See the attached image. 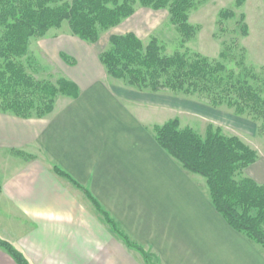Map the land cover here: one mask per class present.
I'll list each match as a JSON object with an SVG mask.
<instances>
[{"label": "crops", "instance_id": "0c3cea01", "mask_svg": "<svg viewBox=\"0 0 264 264\" xmlns=\"http://www.w3.org/2000/svg\"><path fill=\"white\" fill-rule=\"evenodd\" d=\"M72 39L61 51L77 62L67 77L79 97L45 119L0 114V238L30 264H146L57 166L160 264H264L261 246L216 211L206 180L158 144L154 128L176 119L173 107L110 80ZM246 172L264 185V160ZM0 264L16 262L0 249Z\"/></svg>", "mask_w": 264, "mask_h": 264}, {"label": "trees", "instance_id": "16d2710c", "mask_svg": "<svg viewBox=\"0 0 264 264\" xmlns=\"http://www.w3.org/2000/svg\"><path fill=\"white\" fill-rule=\"evenodd\" d=\"M209 0H0V113L21 119H43L54 112L59 96L77 99L78 86L67 78L56 83L37 80L30 72L31 40L44 38L67 23L70 34L82 42L95 45L103 33L120 26L133 16L137 6L155 11L167 10L180 45L172 55L164 51L158 38L147 45L134 33L111 35L109 47L99 54L106 74L140 92H170L197 97L209 106L234 109L237 116H249L262 122L264 130V87H254L249 78L259 80L254 70L244 66V56L237 62V72L224 61L232 49L225 46L218 60L192 53L186 47L198 32L190 24V15ZM232 17L227 11L222 19ZM219 22V24H221ZM242 25V35H247ZM61 58L75 66L76 60L65 53ZM234 57V56H233ZM158 144L189 173L206 180L216 211L236 232L264 250V185L254 179L237 176L256 164L257 151L237 136H227L221 128L209 125L205 136L192 128H181L178 118L154 128ZM54 172L82 189L103 215L106 223L125 244L149 256L131 242L91 193L55 166ZM1 190V184H0ZM0 249L16 264H30L10 242L0 238Z\"/></svg>", "mask_w": 264, "mask_h": 264}, {"label": "rangeland", "instance_id": "374dc122", "mask_svg": "<svg viewBox=\"0 0 264 264\" xmlns=\"http://www.w3.org/2000/svg\"><path fill=\"white\" fill-rule=\"evenodd\" d=\"M225 11L232 17L221 22ZM169 18L167 10L155 11L138 5L133 16L117 28L103 33L97 44L80 42L88 46L86 53L96 62L99 61V54L108 49L110 36L114 34L134 33L145 45L152 37H156L163 45L165 53L172 55L176 50H180V37L175 27L170 24ZM190 24L199 28L196 37L186 45L190 52L223 62L219 55L227 45L232 49L229 55L234 57H229L224 63L239 72L242 68L237 62L244 56V66L254 70V74L259 78V80L249 78V82L254 87H264V0H209L191 13ZM243 24L248 28L246 36L242 35ZM71 36L65 23L61 29L51 30L46 37L31 40L29 61H32V64H29V67L37 80L56 83L60 78L69 79L67 76L72 72L73 66L67 64L60 55L65 53L61 50L68 47L66 44L73 49L79 44ZM86 58L88 57L85 56L84 59ZM80 63L83 64L84 61L81 60ZM108 78L113 80L109 76ZM118 84L123 83L119 81ZM155 94H159L158 99L161 102L173 107V114L180 120L181 128L189 127L205 136L207 126L214 125L221 128L225 135L240 138L257 151L261 160H264V130L261 121H254L249 116H237L234 109L227 106L214 108L197 97L170 92ZM63 98L67 97L59 96L56 103ZM247 176L245 170L237 176V180ZM145 252L149 256L146 264H160L159 258L153 252L147 250ZM144 261L146 262L145 259Z\"/></svg>", "mask_w": 264, "mask_h": 264}]
</instances>
